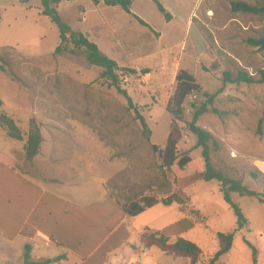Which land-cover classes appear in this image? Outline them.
Masks as SVG:
<instances>
[{"label":"rangeland","instance_id":"1","mask_svg":"<svg viewBox=\"0 0 264 264\" xmlns=\"http://www.w3.org/2000/svg\"><path fill=\"white\" fill-rule=\"evenodd\" d=\"M233 2L262 5L259 0L195 3L201 56L182 68H189L204 92L217 95L208 113L198 121V126L209 131L220 145L212 152L213 165L264 194V82L224 83L227 72L237 76L247 71L257 80L261 78L264 53L255 41L264 36V13L235 12ZM56 8L63 14L69 10ZM43 10L40 0H0V66L6 70L0 69V116L12 118L25 138L34 120L43 137L38 158L28 161L25 142L10 139L0 127L1 166L13 165L18 171L43 179L50 174L54 157L55 163L80 168L88 165L97 176L104 174L111 189L118 186L119 190H129L138 199L144 192L158 199L179 195L185 202L182 208L160 205L132 219L131 224L137 230L145 225L160 230L171 226L165 234L173 241L185 238L195 242L203 250L200 264H208L219 250L217 234L233 232L237 218L225 202L220 184L199 176L198 166L204 167L202 150L196 149L197 139L186 124L179 123L182 139L178 145L180 156L188 155L193 161L186 169L176 165L171 171L163 169L152 148L164 147L171 131L173 119L166 107L176 89L178 67L154 79L118 72L121 89L133 100L134 106H130L103 77L104 70L90 66L81 50L54 54L61 43V31ZM65 20L74 24L69 16ZM195 33L193 30L186 39L188 50ZM126 68L132 69L129 65ZM203 101L201 95L187 100V123L192 122L195 103ZM141 118L152 132L150 139ZM233 201L242 209L248 225L236 234L230 254L217 264H253V252L245 240L257 249L258 264H264V204L258 198L238 194H233ZM177 224L182 228L179 235H174L176 227L172 225ZM153 249L142 262L189 263Z\"/></svg>","mask_w":264,"mask_h":264},{"label":"crops","instance_id":"2","mask_svg":"<svg viewBox=\"0 0 264 264\" xmlns=\"http://www.w3.org/2000/svg\"><path fill=\"white\" fill-rule=\"evenodd\" d=\"M157 1L170 13L171 21L153 0H134L131 7L132 14L149 27L104 0H63L58 8L68 7L64 14L59 12L63 21L69 16L74 22L68 24L71 29L95 43L120 67L129 65L145 79L178 67L176 80L181 70L189 71L183 65L188 67L201 56V32L195 27L198 17L194 11L198 0ZM193 30L194 42L188 50L186 39ZM52 159L50 174L43 179L0 164L1 263L24 264L29 247L34 262L58 259L54 264H147L141 259L154 249L144 248L142 236L169 234L171 226L160 230L145 225L137 230L131 224L137 217H129L123 208L152 196L144 192L138 199L129 190L111 189L104 174L97 176L88 165L80 168ZM172 226L176 227L174 235H179L182 225Z\"/></svg>","mask_w":264,"mask_h":264},{"label":"trees","instance_id":"3","mask_svg":"<svg viewBox=\"0 0 264 264\" xmlns=\"http://www.w3.org/2000/svg\"><path fill=\"white\" fill-rule=\"evenodd\" d=\"M27 1V0H22ZM43 4V15L49 17L53 23H55L61 31V43L55 51V55H63L65 53L76 54V50H81L82 54L85 56L88 64L90 66H96L104 70L103 77L108 81L112 82L113 86L128 100L130 106H134L132 98L128 95L126 91H123L119 85V75L120 71H128L133 75H138L136 70L128 69L126 67H120L115 61L111 60L109 57L104 55L98 46L91 42L87 37L79 32H74L71 27L65 23L57 11V6L63 0H40ZM66 1H76V0H66ZM105 4L113 7H121L125 12L134 16L131 12V7L134 0H104ZM158 5L160 12L163 14L166 20L171 21L172 16L169 12L157 1L153 0ZM262 2L261 6H251L246 3L233 2L232 9L235 12H244L263 15L262 9L264 8V0H259ZM135 17V16H134ZM138 22L146 27H149L144 21L135 17ZM257 44V41H255ZM69 45H73L74 49H71ZM2 71H6L3 66H0ZM146 74V71H142ZM12 75V72L10 73ZM261 78L257 80L255 77L251 76L247 71H240L237 76H233L231 73L224 74V83H246V84H257L264 82V71H261ZM176 89L173 96L169 100L166 110L171 115L173 122L171 125V131L166 142L164 149L159 146L152 145L153 150L159 155L162 161V168L171 171L176 165L179 169L184 170L190 164L193 163L192 159L188 155L180 156L178 152V145L182 139L181 130L179 123H184L190 132L196 137V149L202 150V157L204 160V167L198 166V174L202 180L206 182L216 181L220 184L221 191L224 196L225 202L233 210L237 218V227L233 232L230 233H218L219 250L215 253L208 264H217L220 259L224 256L230 254L236 234L244 230L248 225V220L246 219L242 209L233 201V194H238L241 197H255L258 198L260 203L264 204V194L258 193L251 190L249 187L243 184L240 180H235L227 175L221 170L215 168L212 162V152L218 151L220 145L216 138L205 129L198 126V121L200 118L208 113L209 107L214 104L217 95H210L203 91L201 85L197 82V79L193 74L186 70H181L176 77ZM201 95L203 98L202 103H195L196 105H191L193 107V118L191 123L186 122V103L187 100L192 96ZM2 101L0 100V106H2ZM141 123L144 131L148 134V139H150L152 132L149 129L146 121L141 118ZM0 127L6 131L7 136L18 142H25L24 151L25 156L28 161H33L39 154L43 144V137L41 133L40 125L32 120L30 123L29 132L25 138L22 130L19 128L17 123L7 116L2 114L0 116ZM159 204L165 206L178 205L181 208L185 205L184 200H182L179 195H172L167 198L158 199L155 197H143L139 200L133 202L129 207H124L125 213L131 217H138L145 213L147 210L152 209ZM142 243L144 248L151 250L153 248H158L161 252L168 256H175L178 258H183L189 261L188 264H200L203 257L202 248L195 242L190 241L185 238H178L173 241L164 232H154L145 233L142 236ZM245 243L253 252V264H258L257 249L248 241ZM58 259L53 260H43L40 262H34L31 258V249L26 248L24 254V264H54Z\"/></svg>","mask_w":264,"mask_h":264},{"label":"water","instance_id":"4","mask_svg":"<svg viewBox=\"0 0 264 264\" xmlns=\"http://www.w3.org/2000/svg\"><path fill=\"white\" fill-rule=\"evenodd\" d=\"M262 13H264V8L262 9ZM257 45L261 50L264 51V36L259 41H257Z\"/></svg>","mask_w":264,"mask_h":264},{"label":"built area","instance_id":"5","mask_svg":"<svg viewBox=\"0 0 264 264\" xmlns=\"http://www.w3.org/2000/svg\"><path fill=\"white\" fill-rule=\"evenodd\" d=\"M263 51V50H262ZM263 53H264V51H263Z\"/></svg>","mask_w":264,"mask_h":264}]
</instances>
